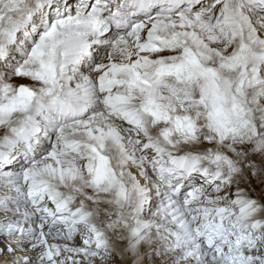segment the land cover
<instances>
[{
    "label": "snow or ice",
    "instance_id": "6c2138e0",
    "mask_svg": "<svg viewBox=\"0 0 264 264\" xmlns=\"http://www.w3.org/2000/svg\"><path fill=\"white\" fill-rule=\"evenodd\" d=\"M0 264H264V0H0Z\"/></svg>",
    "mask_w": 264,
    "mask_h": 264
}]
</instances>
